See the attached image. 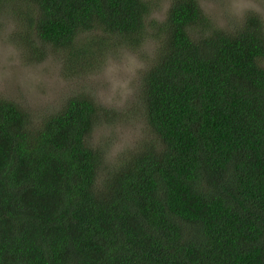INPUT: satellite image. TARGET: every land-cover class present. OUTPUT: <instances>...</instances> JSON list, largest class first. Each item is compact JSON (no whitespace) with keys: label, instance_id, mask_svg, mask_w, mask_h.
<instances>
[{"label":"trees","instance_id":"trees-1","mask_svg":"<svg viewBox=\"0 0 264 264\" xmlns=\"http://www.w3.org/2000/svg\"><path fill=\"white\" fill-rule=\"evenodd\" d=\"M10 3L68 77L152 30L142 93L157 141L99 181L95 102L74 96L30 128L0 99V264H264L262 18L219 29L199 0H171L156 24L146 0H0Z\"/></svg>","mask_w":264,"mask_h":264},{"label":"rangeland","instance_id":"rangeland-1","mask_svg":"<svg viewBox=\"0 0 264 264\" xmlns=\"http://www.w3.org/2000/svg\"><path fill=\"white\" fill-rule=\"evenodd\" d=\"M146 1L154 6L149 23L164 21L171 0ZM199 2L216 28L234 29L248 13L259 15L264 24V0ZM10 5H0V99L17 103L27 112L30 128L58 112L70 98L81 94L90 98L99 108L87 138V143L103 156L99 181L119 161L157 141L147 123L142 93V78L155 63L159 48L160 39L151 37L152 30L141 48L115 42L116 48L93 74L68 77L59 52L44 44L32 23L18 18L12 11L13 3ZM39 51L45 54L43 60L33 56Z\"/></svg>","mask_w":264,"mask_h":264}]
</instances>
